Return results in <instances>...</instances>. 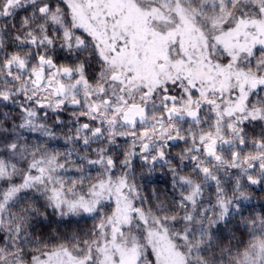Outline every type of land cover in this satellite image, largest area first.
<instances>
[{
    "label": "snow or ice",
    "instance_id": "6c2138e0",
    "mask_svg": "<svg viewBox=\"0 0 264 264\" xmlns=\"http://www.w3.org/2000/svg\"><path fill=\"white\" fill-rule=\"evenodd\" d=\"M0 264H264V0H0Z\"/></svg>",
    "mask_w": 264,
    "mask_h": 264
}]
</instances>
